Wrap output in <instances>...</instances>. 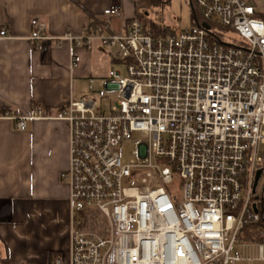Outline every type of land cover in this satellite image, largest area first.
<instances>
[{"label":"built area","instance_id":"1","mask_svg":"<svg viewBox=\"0 0 264 264\" xmlns=\"http://www.w3.org/2000/svg\"><path fill=\"white\" fill-rule=\"evenodd\" d=\"M260 1L191 0L201 22L184 30H153L139 16L118 29L117 4L80 36L52 37L32 20L31 41L87 51L100 43L125 69L101 81L115 102L90 95L54 116L38 108L18 118L20 130L36 119L70 127L61 175L70 188V264L264 262ZM226 31L239 40L228 43ZM125 144L133 147L127 164Z\"/></svg>","mask_w":264,"mask_h":264},{"label":"crops","instance_id":"2","mask_svg":"<svg viewBox=\"0 0 264 264\" xmlns=\"http://www.w3.org/2000/svg\"><path fill=\"white\" fill-rule=\"evenodd\" d=\"M115 4L122 15L114 24L122 29L138 16L132 0H0V32L13 36L0 38V264H70V188L61 179L69 168L70 127L36 119L20 130L17 122L38 108L54 116L95 95L116 66L100 43L87 51L31 41V22L45 23L52 37L80 36Z\"/></svg>","mask_w":264,"mask_h":264},{"label":"rangeland","instance_id":"3","mask_svg":"<svg viewBox=\"0 0 264 264\" xmlns=\"http://www.w3.org/2000/svg\"><path fill=\"white\" fill-rule=\"evenodd\" d=\"M132 2L136 8L137 15L149 27L157 25L172 30H184L191 28L195 24L191 0H172L165 5L155 0H132ZM257 8L259 11H264V1L258 2ZM197 13L199 14L198 10ZM224 35L228 43H231V40H239L238 36L232 31H226ZM115 68L122 74L125 73L123 66L117 65ZM95 89V96L99 100L104 98L107 105L116 101V96L104 90L103 87L101 88L99 85H96ZM132 150L133 147L131 144H125L120 150L122 160L125 164L131 159ZM262 153L264 154V146L262 147ZM263 189L264 176L261 178L258 191H262Z\"/></svg>","mask_w":264,"mask_h":264},{"label":"trees","instance_id":"4","mask_svg":"<svg viewBox=\"0 0 264 264\" xmlns=\"http://www.w3.org/2000/svg\"><path fill=\"white\" fill-rule=\"evenodd\" d=\"M156 2H161L163 5L167 4V3H170L172 0H155ZM193 10H194V17H195V24L196 23H200L201 22V18L199 16V14L197 13V9L196 7H193ZM260 17V16H259ZM261 18V17H260ZM151 28L153 30H164L165 28H162L161 26H157V25H152Z\"/></svg>","mask_w":264,"mask_h":264},{"label":"water","instance_id":"5","mask_svg":"<svg viewBox=\"0 0 264 264\" xmlns=\"http://www.w3.org/2000/svg\"><path fill=\"white\" fill-rule=\"evenodd\" d=\"M261 174H262V171L260 170V171L258 172V175H257V181L259 180Z\"/></svg>","mask_w":264,"mask_h":264}]
</instances>
